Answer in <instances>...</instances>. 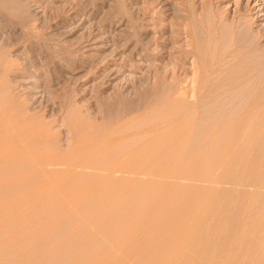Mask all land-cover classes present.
Returning a JSON list of instances; mask_svg holds the SVG:
<instances>
[{"label": "rangeland", "instance_id": "obj_1", "mask_svg": "<svg viewBox=\"0 0 264 264\" xmlns=\"http://www.w3.org/2000/svg\"><path fill=\"white\" fill-rule=\"evenodd\" d=\"M65 1L0 0V264H264V66L199 108L219 50L173 24L207 0ZM213 2L264 33V0Z\"/></svg>", "mask_w": 264, "mask_h": 264}, {"label": "bare ground", "instance_id": "obj_2", "mask_svg": "<svg viewBox=\"0 0 264 264\" xmlns=\"http://www.w3.org/2000/svg\"><path fill=\"white\" fill-rule=\"evenodd\" d=\"M17 1V0H16ZM20 2V1H19ZM52 3V1H50ZM81 1L80 0H66L65 4L63 6L62 9V23L63 25H67L69 22V18L67 15L68 12L70 11H75L76 13L79 11H82V5H81ZM213 0H207L204 3H202V8L200 9V11L198 12L197 7H195L194 5H191L189 2L187 4V2H179V8H178V12H180V15L176 14V20L178 21V23H174L173 25H175L178 28H183L186 27V36L189 39L187 46H189L190 48L192 47V49L190 51H187L185 49H181L179 52L184 56L190 55L189 53L193 54V56L198 60V57L200 55L201 52H199V54L197 53V51H194L193 48V44L194 43H199V42H206L208 46H210L211 48L216 49L217 51L219 50V56H217L218 58H214L213 59H209L208 57H204L201 55V57H199V60L205 62V67L202 68L204 70L201 69V75L196 79L193 80L192 82L197 84L199 90H204V100H202L199 93L200 91H197V95H195L196 100H197V104L198 107L200 108L201 105L204 101H208V100H214L211 95H213L214 93H217V89H214L213 86L209 85V83H211V80H219L222 79L221 76L224 72L225 67L229 66L232 62L237 63L238 61H241L246 64V67L250 68L253 66H256L258 64H261L262 67L264 66V64H262V58H264V48H261L260 45H258L259 40H261V38H264V33L263 34H256L258 36V38H255L256 36H254L253 32L251 29H249V27H247V25L242 24L240 21L236 20V17L238 15L241 14V9H237L235 14H233V17L231 18V22L228 23L227 21L229 20V16L224 15L225 18H223L221 15H219L220 13L217 12L218 9H216V11L214 10V6H213ZM22 8V7H21ZM82 9V10H81ZM27 10V9H26ZM31 10V9H29ZM148 10V9H147ZM219 11V10H218ZM141 12V11H140ZM150 11H144L139 15L135 17H142L145 16L146 14H148ZM209 12L210 17L207 15ZM243 14V13H242ZM4 15V14H3ZM112 17V16H111ZM228 17V18H227ZM241 17V16H240ZM11 18V17H10ZM18 18V17H17ZM112 18H114L111 22L116 24L119 21H121L123 18L122 16L116 14L114 15ZM130 20H127L128 23H131L133 19L131 18H127ZM138 19V18H137ZM125 19H123L124 21ZM134 21V20H133ZM110 22V23H111ZM132 24V23H131ZM194 24V27L192 26ZM130 25V24H129ZM131 27V26H130ZM225 27H227L225 29ZM133 28V27H132ZM131 28V29H132ZM135 28V27H134ZM137 31V30H136ZM139 32H141L139 30ZM134 38V35H132ZM136 36V35H135ZM137 40V38H135ZM167 41V40H166ZM264 41V39H263ZM205 44V43H204ZM201 45V44H200ZM194 46H196V44H194ZM197 48V47H196ZM195 48V49H196ZM205 52V51H204ZM198 54V55H197ZM211 55V54H210ZM215 55V54H214ZM213 55V57H214ZM203 57V59H202ZM220 57V58H219ZM198 60V61H199ZM200 61V62H201ZM264 61V60H263ZM199 63V62H198ZM232 63V64H234ZM264 63V62H263ZM226 65V66H225ZM243 67V66H242ZM245 67V66H244ZM245 67V68H246ZM259 67V66H257ZM264 68V67H263ZM228 69V68H227ZM177 70V69H176ZM200 70V69H199ZM247 70V69H246ZM245 71V69H244ZM175 72V71H174ZM196 72V71H195ZM230 73V72H229ZM231 74V73H230ZM237 74V73H236ZM242 74V73H240ZM244 74V72H243ZM225 75V74H224ZM240 76V75H239ZM251 76V75H250ZM258 76V75H257ZM256 76V77H257ZM186 77V76H185ZM213 77V78H212ZM258 79V78H257ZM239 80V79H238ZM243 80V78H242ZM213 82V81H212ZM251 82V80H250ZM175 86V85H174ZM173 86V87H174ZM219 88V86H217ZM222 88V87H221ZM220 89V88H219ZM175 90V89H174ZM222 90V89H221ZM223 94V93H222ZM199 95V97H198ZM215 96V95H213ZM217 97V95H216ZM215 99L217 100L219 97H217ZM235 98V97H234ZM238 99V97H237ZM220 100V99H218ZM111 101V100H110ZM204 102V103H205ZM217 102V101H215ZM214 102V103H215ZM223 102V101H222ZM6 103V102H5ZM232 103V102H229ZM107 104V103H106ZM111 104V103H110ZM220 104V103H219ZM234 104V102H233ZM201 105V106H200ZM196 106V105H195ZM108 107V106H107ZM197 107V108H198ZM204 107V106H203ZM105 108V107H104ZM198 108V109H199ZM106 109V108H105ZM5 110V109H4ZM197 110V109H196ZM195 110V111H196ZM170 112V111H169ZM104 113V112H103ZM162 113V112H161ZM165 113V112H164ZM196 113V112H195ZM210 113V112H209ZM160 114V113H159ZM171 115V114H170ZM169 115V116H170ZM168 116V115H167ZM167 116H164L167 118ZM200 116V115H199ZM95 117V116H94ZM173 117V116H172ZM187 117V116H186ZM189 118V117H188ZM156 119V118H155ZM186 119V118H185ZM107 120V119H106ZM172 120V118H171ZM175 120V119H174ZM173 120V121H174ZM189 120V119H186ZM191 121V119L189 120ZM178 122H181L178 121ZM177 122V123H178ZM184 122V121H183ZM248 122V121H247ZM246 122V124H247ZM173 123V122H172ZM187 123V122H186ZM171 124V123H170ZM176 124V123H175ZM179 124L181 125L182 123H178L177 125L179 126ZM242 124V123H241ZM251 124V123H250ZM174 127L175 125L172 124ZM176 125V126H177ZM192 125V124H191ZM190 125V126H191ZM66 126V125H65ZM64 127V126H63ZM169 127V126H168ZM173 127V128H174ZM180 127V126H179ZM189 127V126H188ZM77 128V127H75ZM74 128V129H75ZM184 128V125H183ZM154 129V128H153ZM175 129V128H174ZM187 128H184V133L186 134V130ZM177 130V128H176ZM182 130V129H181ZM182 130V131H183ZM190 130V128H189ZM188 130V131H189ZM223 130V129H222ZM252 130V129H251ZM70 131V130H69ZM77 131V130H75ZM186 131V132H185ZM192 131V130H191ZM213 131V130H212ZM246 131V130H245ZM248 131V130H247ZM246 131V132H247ZM72 132V131H71ZM175 132V131H174ZM180 132V131H179ZM156 133V132H155ZM159 133V132H158ZM173 133V132H172ZM183 133V134H184ZM192 133V132H191ZM224 133V132H223ZM71 134V133H70ZM181 134V132H180ZM190 134V133H189ZM165 135V134H164ZM168 136V135H167ZM179 136V135H178ZM192 136V135H191ZM222 136V135H221ZM253 136V135H252ZM174 137V136H173ZM185 137V136H184ZM188 137V136H187ZM183 138V137H182ZM175 139V138H174ZM180 139V138H179ZM186 139V138H185ZM191 139V138H190ZM225 140V139H224ZM120 141V140H119ZM174 141V140H173ZM112 142V141H111ZM222 143V142H221ZM155 144V143H154ZM175 145V144H174ZM177 146V145H176ZM183 146V145H182ZM84 147V146H83ZM157 147V146H156ZM154 148V147H153ZM158 148V147H157ZM168 149H173V146H169L166 147ZM175 148V147H174ZM99 149V148H98ZM180 149V148H179ZM100 150V149H99ZM170 150V151H171ZM175 150H177V148H175ZM84 151V150H82ZM93 151V150H92ZM168 151V150H165ZM98 152V151H97ZM169 152V151H168ZM177 152V151H175ZM80 153V152H79ZM86 153V152H85ZM172 153H174V151H172ZM90 155V153H88ZM92 154V153H91ZM94 154V153H93ZM97 155V154H95ZM178 155V154H177ZM182 155V154H181ZM79 157V155H77ZM75 157V156H74ZM158 158V157H157ZM161 158V157H160ZM86 159V158H85ZM81 160L84 161V159H82L81 156ZM74 161V160H73ZM82 161V162H83ZM158 161V160H157ZM176 161V160H175ZM172 163V162H171ZM170 163V164H171ZM85 164V163H84ZM161 164V163H160ZM151 166V165H149ZM154 166V165H153ZM160 166V165H159ZM133 167V166H132ZM160 168V167H159ZM165 168V167H164ZM152 169V168H151ZM155 169V168H154ZM171 169V168H170ZM71 173V172H70ZM140 175V173H139Z\"/></svg>", "mask_w": 264, "mask_h": 264}]
</instances>
